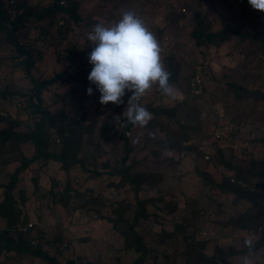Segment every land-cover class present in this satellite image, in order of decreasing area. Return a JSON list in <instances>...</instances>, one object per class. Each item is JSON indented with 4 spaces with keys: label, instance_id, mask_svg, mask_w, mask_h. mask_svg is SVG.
<instances>
[{
    "label": "rangeland",
    "instance_id": "374dc122",
    "mask_svg": "<svg viewBox=\"0 0 264 264\" xmlns=\"http://www.w3.org/2000/svg\"><path fill=\"white\" fill-rule=\"evenodd\" d=\"M0 1L5 11L13 16L23 9L38 11L54 0ZM72 1L78 3L77 22H67L61 12L40 19L27 16L22 20L15 35L24 44L29 43L30 75H25L20 68H12L8 56L12 47L0 45V90L8 87L14 91L6 100H0V107L5 108L0 110V129L11 127L18 132L32 129L37 115L30 112L25 107V99L17 95V92L30 93V76L41 80L55 72H64L65 77L71 74L75 64L66 58V51L71 48L84 53L79 65L92 66L88 54L94 45H89L88 33L96 23L111 26L129 10L139 15L155 34L162 49V61L167 56L170 68L176 70L175 79L170 82L176 89L175 98L164 97L158 86H154L143 97L142 103L149 112L150 109L173 105L176 109L174 118L160 115L161 123L148 127L132 126L127 133L131 149L126 154L118 134L119 126L114 125L107 141L97 140V130L91 135L82 131L81 150L74 157L76 163L67 170L60 168L56 160L43 163L36 159L21 171L13 196L17 189L24 190L27 199L21 210L22 222L36 221L35 227L29 231L31 237L59 262L76 258L81 264L86 261L92 264H131L135 253L124 250L122 238L107 219L115 217L112 212L115 207L110 206L113 202L129 218L144 206L141 210L144 216L137 218L134 230L142 236L144 246L154 252L144 259L143 264H208L207 259L215 253L216 261L211 264H244L245 257L250 264H264V245L256 247L260 231H255L253 224L240 228L235 222L242 212L251 209V201L235 198L234 194L222 192L209 183H222L224 177L231 180L235 173L231 166L245 167L248 160L264 158V144L260 142L264 139V100L241 94L237 98L228 87L234 82L264 92V61L259 59L258 53L247 56V43H238L236 38L217 45L196 47L189 35L194 10L205 13L213 30L223 26L238 29L244 19L232 17L219 0ZM19 4L21 8H15ZM249 7L250 15L257 19L258 11ZM260 20L264 29V15ZM164 66L166 69L168 65ZM196 68L199 69L198 94L192 93L189 86ZM89 87L93 88L92 95L87 93ZM130 96L131 93L126 92L120 105L111 102L102 105L100 93L87 76L78 81L50 83L41 91L39 101L34 102L51 113L62 110L75 119L82 118V113L83 122L96 129L102 119L113 120L123 115ZM168 130L174 134L188 132L190 138L186 139V148L183 145L178 147L175 138L166 133ZM215 132L218 137H214ZM49 133L51 137L54 132L50 129ZM90 137L93 141L88 144ZM5 147L8 157L18 150L27 158L33 153L29 143L17 145L7 141ZM50 148L59 150L58 145H50ZM180 150H185L183 157H179ZM222 161L231 163L230 168ZM18 163V160H12L0 164L1 183L6 182V176ZM125 166L139 177L137 191L128 183L119 185L116 174H110V170L115 172ZM92 170L98 174L91 173ZM51 178L59 181L54 190H61L67 182L72 197L66 206L43 194L54 186H50ZM256 182L260 186L258 189L264 191V178ZM85 189L90 193V199L73 194ZM263 195L256 198L262 207ZM93 198L103 200L102 206L99 202H91ZM147 199H155L154 204L146 202ZM166 203L173 204V210L167 205L161 208ZM3 224L0 218V227ZM246 239L253 241L251 251L244 244ZM48 241L52 243L48 244ZM199 254L207 255L205 262H198ZM0 264L45 262L28 255L8 253L6 256L0 251Z\"/></svg>",
    "mask_w": 264,
    "mask_h": 264
},
{
    "label": "trees",
    "instance_id": "16d2710c",
    "mask_svg": "<svg viewBox=\"0 0 264 264\" xmlns=\"http://www.w3.org/2000/svg\"><path fill=\"white\" fill-rule=\"evenodd\" d=\"M219 2L227 11L230 12L232 17H240L244 19V22L238 29L223 26L218 30H213L210 28V21H208L205 13L194 10L191 13L192 27L189 31V35L194 45L196 47L217 45L224 40L236 38L238 43H247V56L258 53L260 56L259 59L264 61V29L260 20L264 13L258 12V18H253L250 15L248 0H219ZM20 6L21 5L19 4L15 8L19 9L21 8ZM77 7L78 3L75 1L73 2L72 0H54L51 5L45 6L38 11L23 9L21 13L12 16L5 11V8L0 1V36L3 39L0 45L9 44L10 47H12V52L8 55L10 57L11 67L20 68L21 70H24L25 75H30L29 68L32 65V58L30 56L29 43L27 42L24 44L19 41L18 37L15 35L16 31L22 26V20L24 17L30 16L40 19L44 15L61 12L66 16L67 22H77L79 19ZM31 45L33 46L34 42H32ZM83 57L84 53L78 49L71 48L67 50V60L71 62V64H75L71 74L65 77L63 75L64 72H55L51 77L41 80L30 76L32 82L30 93L27 94L26 92H17V95L21 96L23 100L25 99V107L29 108L30 112L36 113L37 115L32 129L26 132H18L12 130L11 127L0 129V164H5L12 160L19 161L18 165L14 167L11 173L6 176V182H0V218L4 221L3 226L0 227V251H3L6 256L8 253L13 256L28 255L29 257H36L41 261H44L45 264H81L77 262L76 258L69 259L64 262L57 261L50 255L47 249H43L42 245L40 243H36L34 238L29 234V231L32 230L34 226L22 230V226H24L26 220L22 222L21 210L27 197L25 196L23 189H17V194L14 196L13 190L16 188L15 182L18 175L27 166H29V164L36 159H41L43 163L49 159H53L59 162L60 168L67 170L71 164L76 163L74 157L76 153L81 150L82 138L80 134L82 131L91 135L95 132L93 130H97V140L99 141L102 139L107 141L113 133L114 125L119 126L118 134L120 139H122L124 154L131 149V146L128 144L127 133L131 130L133 125L127 123L124 115L117 116L116 119L113 120L102 119L101 124L95 129L92 124L83 122L84 116L82 113V118L79 119L78 117L75 119L73 116L63 113L62 110L51 113L49 110L44 107H40L38 103L34 102V100L39 101L41 91L50 83L85 79L89 75L92 66L82 67V65H79ZM167 59V56L163 57V62L166 66L168 65L166 70L171 73L170 82H172L175 79L176 70L174 68H170L171 66L169 65ZM228 87L231 90L230 92H232L237 98L241 94L244 96L254 95L257 98L264 100V92L259 89H247V87L234 84V82H231ZM13 92L14 91L8 89V87H4L0 90V100H6V97H8L9 94L12 95ZM175 109L176 107L174 105L170 108L160 107L157 110L150 109L153 119L146 126L148 127L150 125H154L155 123H161V119L159 118L160 115L167 116L168 119L174 118L173 113ZM0 110H5V108L2 106L0 107ZM11 124L12 126L15 125V123ZM178 126L183 127L181 124ZM50 129L54 132L51 137L49 136ZM166 133L175 138L178 143V147L182 146L183 141L190 138L188 132H177L174 134V132L168 130ZM7 141H12L17 145L29 143L33 148L32 155L27 158L22 155V151L18 150L17 153L8 157L7 154L9 153L5 147ZM87 141L88 144H91L93 141L92 137H90ZM260 142L264 144V139H260ZM50 145H58L59 150L57 149L58 151H53V149L50 148ZM218 158H220V161L222 160L220 154ZM222 162L225 167L230 168L231 163L227 161ZM231 167H234L235 171L231 180L229 177H224L222 183H209H211V186L219 188L222 192L234 194L235 198H247L251 201L252 210L249 209L242 212L240 217L235 222H238L237 224L240 228H245L246 226L253 224L254 230L260 231L256 247L260 246L258 244L264 245V207H262V204H260V202L256 199L260 195L264 194V191L258 189L260 186L258 182H256L257 179L264 178V158L258 160H248V165L246 164L245 167ZM256 167L258 169H256ZM82 169L87 171L84 167ZM91 173L98 174V172L94 170H92ZM110 174H116L119 185L128 183L135 189V191L138 190L137 188L140 182V180H138L139 177L137 174H134L129 167H120L115 170V172L110 170ZM50 180L52 181L50 186H54L48 188V190H46L43 194L50 195L52 201L60 203L62 206H66L69 199L72 197L71 191L67 187V182H64L65 184L61 190H54L55 185L58 187L59 181L56 179L54 180L53 178ZM73 194H78L84 199L91 198L90 193L86 189L82 193H76L75 191ZM156 199L160 200L161 197H157ZM91 202L96 204L99 202L100 206L103 204V200L99 201L96 198H93V201ZM146 202H149L150 204L152 202L154 204L155 199H147ZM190 202L194 201L191 200ZM166 205L170 210H173L174 205L169 203H166L161 208H164ZM110 206L111 208L115 207L114 210L112 209L115 217L107 219L111 222V225L122 238L124 250H132L135 253V258L130 261V263L143 264L144 259L147 256H150V253L154 252V250L144 246L142 236L134 230L137 218L139 216H144L143 212H141V210L144 209V206L139 207L133 213L134 216L130 218L123 215V212L118 209L119 206L117 203L112 202L110 203ZM50 243H52V241H48V244ZM196 243L198 244V242ZM198 256V262L201 260H204L205 262L207 255L199 254ZM216 257L217 254L215 253L207 260L211 264L216 261ZM82 264L92 263L86 261Z\"/></svg>",
    "mask_w": 264,
    "mask_h": 264
},
{
    "label": "clouds",
    "instance_id": "9594fccd",
    "mask_svg": "<svg viewBox=\"0 0 264 264\" xmlns=\"http://www.w3.org/2000/svg\"><path fill=\"white\" fill-rule=\"evenodd\" d=\"M248 4L264 13V0H248ZM87 39L94 45L88 54L92 65L88 81L100 93L102 105H120L126 92L131 93L123 113L127 123L144 127L153 119L142 99L154 86L164 97L175 98L176 89L163 64L159 41L134 11L123 13L111 26L96 23ZM87 93L92 95L93 88L89 87ZM244 244L251 251L253 241L246 239ZM244 264H250L247 257Z\"/></svg>",
    "mask_w": 264,
    "mask_h": 264
},
{
    "label": "built area",
    "instance_id": "2783aa9c",
    "mask_svg": "<svg viewBox=\"0 0 264 264\" xmlns=\"http://www.w3.org/2000/svg\"><path fill=\"white\" fill-rule=\"evenodd\" d=\"M189 86H190V91L192 93H194V94L199 93V69L198 68L195 69L194 73L192 74L191 78L189 79ZM214 137H218V132L214 133ZM186 144H188L187 141L182 142L183 146H186ZM183 155H184V151L180 150L179 157H183ZM205 158H207V156H205ZM35 224H36L35 221H26L24 226H22V230H25L26 228H31Z\"/></svg>",
    "mask_w": 264,
    "mask_h": 264
}]
</instances>
